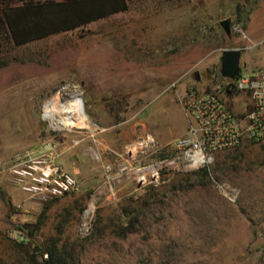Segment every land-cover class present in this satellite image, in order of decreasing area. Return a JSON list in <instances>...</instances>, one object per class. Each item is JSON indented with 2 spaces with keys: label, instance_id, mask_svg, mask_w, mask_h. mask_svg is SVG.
Returning a JSON list of instances; mask_svg holds the SVG:
<instances>
[{
  "label": "rangeland",
  "instance_id": "374dc122",
  "mask_svg": "<svg viewBox=\"0 0 264 264\" xmlns=\"http://www.w3.org/2000/svg\"><path fill=\"white\" fill-rule=\"evenodd\" d=\"M128 4L0 45V264H30L51 237L80 264H264V141L201 164L174 147L182 97L221 80L222 50H241L243 75L264 68V0ZM48 166L75 188L50 189Z\"/></svg>",
  "mask_w": 264,
  "mask_h": 264
},
{
  "label": "built area",
  "instance_id": "2783aa9c",
  "mask_svg": "<svg viewBox=\"0 0 264 264\" xmlns=\"http://www.w3.org/2000/svg\"><path fill=\"white\" fill-rule=\"evenodd\" d=\"M231 92V94H229ZM238 99V100H237ZM242 100L243 102H240ZM244 103V105L242 104ZM186 133L174 141L186 161L201 164L211 153L247 141H264V68L234 79L224 78L208 91L189 90L182 97ZM149 143L155 144L147 136ZM54 192L75 188L76 181L56 166L41 171Z\"/></svg>",
  "mask_w": 264,
  "mask_h": 264
},
{
  "label": "trees",
  "instance_id": "16d2710c",
  "mask_svg": "<svg viewBox=\"0 0 264 264\" xmlns=\"http://www.w3.org/2000/svg\"><path fill=\"white\" fill-rule=\"evenodd\" d=\"M128 7V0H0V45L9 41L19 46L52 34L71 31L126 11ZM219 77L224 79L220 75ZM188 174L207 177L209 168L206 165ZM131 219L132 217L126 219L128 225H133L134 221ZM41 222L42 217H38L33 230H25L24 226H20V230L32 237L39 230ZM121 226V229L127 228L126 225ZM16 244L25 248L21 242ZM26 254L30 264H80L59 237H51L45 241L40 255L36 256L28 251Z\"/></svg>",
  "mask_w": 264,
  "mask_h": 264
},
{
  "label": "water",
  "instance_id": "95a60500",
  "mask_svg": "<svg viewBox=\"0 0 264 264\" xmlns=\"http://www.w3.org/2000/svg\"><path fill=\"white\" fill-rule=\"evenodd\" d=\"M223 25H226L227 21H221ZM241 50L239 48H226L222 50L220 56V68L219 74L223 78L234 79L237 77L240 71L239 59Z\"/></svg>",
  "mask_w": 264,
  "mask_h": 264
},
{
  "label": "bare ground",
  "instance_id": "6f19581e",
  "mask_svg": "<svg viewBox=\"0 0 264 264\" xmlns=\"http://www.w3.org/2000/svg\"><path fill=\"white\" fill-rule=\"evenodd\" d=\"M60 111H61V110H60L59 108L54 109V112H57V113H58V112H60ZM194 162H197V161L194 159V160H193V163H194Z\"/></svg>",
  "mask_w": 264,
  "mask_h": 264
},
{
  "label": "crops",
  "instance_id": "0c3cea01",
  "mask_svg": "<svg viewBox=\"0 0 264 264\" xmlns=\"http://www.w3.org/2000/svg\"><path fill=\"white\" fill-rule=\"evenodd\" d=\"M255 14H256V12H255V13H253V14H251V15H250V18H251V17H254V16H255ZM250 18H249V20H248L247 22H249V21H250ZM28 43H29V42H28ZM26 44H27V43H26ZM22 45H24V44H22Z\"/></svg>",
  "mask_w": 264,
  "mask_h": 264
}]
</instances>
